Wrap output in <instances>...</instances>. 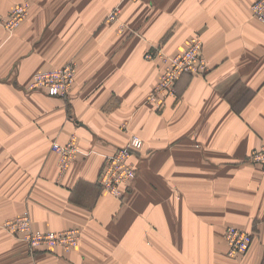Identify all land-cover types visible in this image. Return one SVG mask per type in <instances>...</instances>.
Returning <instances> with one entry per match:
<instances>
[{
  "label": "crops",
  "instance_id": "0c3cea01",
  "mask_svg": "<svg viewBox=\"0 0 264 264\" xmlns=\"http://www.w3.org/2000/svg\"><path fill=\"white\" fill-rule=\"evenodd\" d=\"M24 1L22 28L0 27V264H264V175L248 161L264 144L255 0H0V18ZM120 3V22H110ZM196 34L210 73L181 77L178 96L152 111L145 100L161 63L145 52L181 53ZM72 60L69 102L26 91L34 73ZM132 133L144 147L122 201L97 178ZM73 134L80 154L60 177L52 143ZM25 211L36 229H80V246L32 253L1 228ZM229 225L255 234L235 259L225 254Z\"/></svg>",
  "mask_w": 264,
  "mask_h": 264
},
{
  "label": "rangeland",
  "instance_id": "374dc122",
  "mask_svg": "<svg viewBox=\"0 0 264 264\" xmlns=\"http://www.w3.org/2000/svg\"><path fill=\"white\" fill-rule=\"evenodd\" d=\"M124 1H132L137 2L139 0H122V3ZM261 0H255L250 5V11L252 17L261 25L264 26V22L259 18V15L255 12V8H257L260 4ZM122 3L115 6L110 14L108 15V20L110 22H120L121 20V14H122ZM22 9L23 11H19L21 13L19 18H16V12L18 10ZM31 13V3L30 1H24L22 3H19L15 5L10 13L6 17L0 18V27L7 30L8 32H16L19 29L22 28L24 23L27 21ZM12 22L14 24L12 25ZM120 25L121 31L125 30L126 27L122 24ZM195 43L200 44V50L199 55L196 58L195 61H193L192 65L186 67L182 71H179L173 80L170 82L164 83L163 79L168 73V70L171 65L172 59L174 60L175 57L184 55L187 53L194 45ZM144 58L148 61L158 60L161 63V72L158 81L153 86L151 91L148 93L147 98L145 100V105L150 107V109L156 113H161L165 110L167 106V102L172 99L176 98L178 96V81L181 77L185 75L190 76H206L211 71V65L205 56L204 53V39L201 34H196L191 38V41L188 45V47L182 51L181 53L177 54H170L167 53L165 50H163L160 46L155 47L151 46L149 50L145 52ZM62 71H69L70 72V79L66 84H62L61 86H54L53 83H42L40 79L46 78L47 76L54 75L55 73L62 72ZM78 73V64L75 62V60L68 61L64 65L60 67H56L54 69L49 70H40L34 73L31 77V80L29 84L26 87L27 92H36L40 91L43 93H46L48 96L53 98H59L66 102H69L71 99V90L73 85L75 84L76 77ZM55 87V88H54ZM70 147L73 150V156L70 160V163L68 167L63 170L60 164L61 160V149H66ZM144 147V140L143 138L138 135L132 133L128 139V143L125 146L118 147L112 154L108 155L102 162L101 169L99 171V175L97 178V183L102 191L109 193L110 195L121 199L122 201H125L128 198L129 192L131 191L132 185L138 178V169L133 163L132 158L137 155ZM199 147V145H198ZM52 150L58 155V170L60 177H63L66 175L67 171L70 169L71 165L78 159V156L80 154V150L78 147V138L75 134H73L69 141L65 144H60L58 141H54L52 143ZM264 153V144L258 148L252 151L250 156L248 157V161L260 166L264 175V162L259 159L260 155ZM121 159L125 166H127L130 171L132 172L133 176L130 177V179L123 184L118 186V192L114 190L113 185H109L105 182V175L108 170V167L112 163L113 160ZM107 181V180H106ZM240 229L236 226L229 225L225 230V242H226V256L229 259H235L236 256H234L237 253H242L244 251H247L243 254L248 253V251L251 249L253 242L255 241V234L252 232L245 231L243 229H240L242 231H245L250 237L251 241L249 243V248H247L244 251H234L231 248V245L229 243V240L231 239L229 237V234L231 232H235V229ZM1 228L11 237L15 238L16 240L23 243L32 253H56L57 251H61L63 253H72L74 252L81 244L83 233L78 228H71V229H65L62 231H44L40 229H36L34 226V222L32 219V216L29 211H25L21 213L20 215L14 216V217H8L4 219V221L1 224ZM30 228V231H27ZM76 231L79 235V239L76 244L69 243V247L73 245L71 248H64L62 246H59L60 244H54L55 246L47 245V244H40L36 245L33 244L29 237H27L28 233H41L43 235L53 233V234H60L67 231ZM244 242L246 241V238L244 236H240ZM229 239V240H228ZM242 245V244H241Z\"/></svg>",
  "mask_w": 264,
  "mask_h": 264
},
{
  "label": "built area",
  "instance_id": "2783aa9c",
  "mask_svg": "<svg viewBox=\"0 0 264 264\" xmlns=\"http://www.w3.org/2000/svg\"><path fill=\"white\" fill-rule=\"evenodd\" d=\"M19 11H23L22 9L18 10L16 12V18H19L21 13ZM255 12L259 15V18L264 22V0H261L259 6L255 8ZM14 22H12V25ZM200 50V44L195 43V45L184 55L177 56L175 59L171 61L170 68L168 70V73L164 77L163 81L167 84V82H170L174 79V77L180 73L179 71H182L186 67L192 65L193 61L196 60V58L199 55ZM70 79V72L69 71H62L55 73L54 75L47 76L46 78L40 79L42 83H53L54 86H61L62 84H66ZM55 88V87H54ZM61 160L60 164L63 170H65L70 160L73 156V150L68 147L66 149H61ZM259 159L264 162V153L260 155ZM133 174L130 171V169L125 166L123 161L121 159L113 160L110 166L108 167V170L105 175V182L109 185L114 186V190L118 192V186L123 184L124 182L128 181L130 177H132ZM107 180V181H106ZM234 228V227H233ZM235 229V232H231L229 234V237L231 238L229 240V243L231 245V248L236 251H244L247 248H249V243L251 241V237L245 232L240 229ZM30 231V228L27 230ZM31 233V232H29ZM27 234L29 237V240L36 245L40 244H47L51 246H55L54 244H60L59 246H62L64 248H71L74 244L77 243L79 239V235L76 231H67L60 234H53L49 233L46 235H43L41 233H33V234ZM240 236H244L246 238V241L242 240ZM69 243L73 244L71 247L67 246ZM242 244V245H241ZM248 250V249H247ZM246 250V251H247ZM246 251L242 253H237L234 256H239L245 253ZM235 257V258H236Z\"/></svg>",
  "mask_w": 264,
  "mask_h": 264
}]
</instances>
